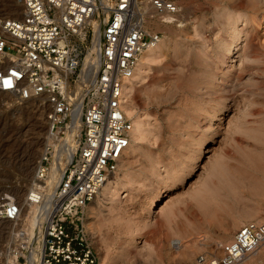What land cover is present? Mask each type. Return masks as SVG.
Masks as SVG:
<instances>
[{
    "label": "rangeland",
    "instance_id": "rangeland-1",
    "mask_svg": "<svg viewBox=\"0 0 264 264\" xmlns=\"http://www.w3.org/2000/svg\"><path fill=\"white\" fill-rule=\"evenodd\" d=\"M7 1L18 7L20 15L21 7ZM174 1L181 7L182 26L157 22L160 38L171 30L172 39L134 86L133 150L123 161L120 179L95 196L89 208L87 229L99 264H157L154 252L159 239L167 246L170 239L186 238L187 233L202 240L203 246L194 253L197 258L211 252L214 243L230 240L237 221L258 217L264 201V0ZM1 9V16L15 18ZM241 28L244 32L238 34ZM232 38L236 42L229 54L218 56L216 51ZM10 52L21 55L18 49ZM227 54L217 74L214 66ZM46 108L43 97L20 101L0 94V196L12 195L22 208L18 222L0 221L1 263L18 249L24 253L23 242L12 240L17 237L14 233H27V220L36 205H27L26 196L46 143ZM198 139L205 140L201 147L196 145ZM161 160L169 163V187L155 201L157 190L151 187L161 177L150 172ZM190 165L193 169L188 172ZM204 183L210 188H205L203 197L195 196ZM221 200L234 206L224 227H219L215 215L203 214L205 209L225 206ZM149 207L156 216L148 214ZM168 212L173 213L170 221ZM147 220L154 226L144 228ZM197 221L205 224L190 228ZM129 224L134 226L131 233ZM136 226L144 229L136 231ZM222 231L228 240L220 237ZM121 245H126L123 252ZM262 249L260 260L251 257L247 264H264ZM17 261L25 264L26 258L24 263ZM164 264L171 262L164 259Z\"/></svg>",
    "mask_w": 264,
    "mask_h": 264
},
{
    "label": "built area",
    "instance_id": "built-area-1",
    "mask_svg": "<svg viewBox=\"0 0 264 264\" xmlns=\"http://www.w3.org/2000/svg\"><path fill=\"white\" fill-rule=\"evenodd\" d=\"M14 1L20 16L0 15V92L43 97L47 107L46 143L26 196L44 217L37 264H99L86 219L129 144L123 81L161 37L150 22L180 25L181 7L174 0ZM21 211L12 195L0 196V221L16 223ZM263 242L264 222L247 221L196 264H244Z\"/></svg>",
    "mask_w": 264,
    "mask_h": 264
},
{
    "label": "bare ground",
    "instance_id": "bare-ground-1",
    "mask_svg": "<svg viewBox=\"0 0 264 264\" xmlns=\"http://www.w3.org/2000/svg\"><path fill=\"white\" fill-rule=\"evenodd\" d=\"M4 2V1H3ZM2 4H0V6L2 7V11H4V13L6 15H12V16H15V18L19 17V12H18V7H15L14 5H12V3H9L7 0H5V2ZM20 6V5H19ZM21 7V10H23L22 6ZM259 19V18H258ZM159 23V22H158ZM157 23V21H151L150 24L154 25V27L156 28V30H159L160 29V25ZM259 23V22H258ZM260 24V23H259ZM182 26V25H180ZM179 26V27H180ZM260 26V25H259ZM184 27L186 29H189L188 27H186L184 25ZM194 27V26H193ZM192 27V28H193ZM191 28V29H192ZM195 28H197V26H195ZM193 28V30L195 29ZM163 29V28H162ZM161 30V29H160ZM167 30V29H166ZM196 30V29H195ZM241 32H244V29L241 28L238 30V34H240ZM167 35H163L162 38L159 39V41L157 43H155L153 46H150L148 48H146L144 51H142V53L140 54L138 60H137V63H136V66H135V69H134V73H133V76L131 78H128V79H125L123 81V87H124V93L122 94V98H121V107L122 109L124 110L126 116L130 119L131 121V130H130V134H129V144L128 146L126 147L123 155L121 156L120 158V162L118 164V169L115 171V173H113L110 177H108V179L106 180V182L104 183V185H102L101 189L98 191L97 195H99L100 193H104L110 186H111V183H114L116 181H118V179H120L119 177H121L119 175V170L123 169L122 167L124 166L123 165V161L125 159L126 156H128L131 151L133 150V144H134V141L135 139L137 138L136 137V126H137V118L135 117V110H134V100H133V91H134V86L136 85L137 81L140 79L141 75L144 73L145 69L147 66L150 65V63H152V61L154 62L161 53L164 52L165 48L167 47V42L168 41H171L172 39V31L171 30H167L165 32ZM234 38V37H233ZM232 38V39H233ZM236 42L235 39H233V41L231 42H227L226 44H224L223 46H221L218 51V56L220 55H223L225 52H227L229 54V52L231 51V48L233 46V44ZM226 54V53H225ZM224 55L221 59H220V63L216 64L214 67H215V70H213L214 72H218V70L216 69H219L220 68V64H224L225 62H227V58H229V55ZM161 56V55H160ZM91 59L88 58V60L86 62H89ZM229 62V61H228ZM225 66V65H224ZM218 74V73H217ZM1 93H6V92H0ZM235 93V92H234ZM8 95H11L9 93H6ZM13 96V95H12ZM18 98V97H17ZM32 100V99H30ZM29 101V100H28ZM197 140V139H196ZM204 139H198V142L196 143V145L198 144L199 147H201L202 145H204ZM191 144V143H190ZM197 146V148H198ZM199 149V148H198ZM199 152V151H198ZM195 158V157H194ZM196 160V159H195ZM193 160V161H195ZM167 161V160H166ZM166 161L163 162V160H161V162H158V165L155 166L152 170H151V175H153L155 178H158L159 176L161 177V181L158 182V183H154V187H151V188H155L156 191V194H155V201L158 200V198L160 197V192L162 191V189H166L169 187V184L167 183V176L169 174V169L166 168L168 166L169 163H167ZM197 162V161H196ZM254 162V161H253ZM256 164V163H254ZM253 164V165H254ZM161 166H163L164 168L162 169ZM191 166V165H190ZM258 166V165H257ZM236 168V167H235ZM166 170V174L165 176H163L160 171H163V170ZM193 169V166H191V168L188 170V172H191ZM164 170V171H165ZM171 170V169H170ZM162 175V176H161ZM119 176V177H118ZM152 176V177H153ZM181 178V177H180ZM245 178V177H244ZM182 179V178H181ZM209 180V179H208ZM244 180V179H243ZM34 181V178H32L31 180V184L33 183ZM206 181V180H205ZM120 182V181H119ZM118 182V184H119ZM122 182V181H121ZM207 182H211V181H207ZM170 183V182H169ZM214 183V182H213ZM210 184V183H209ZM207 183H204V186H202V188H200V190H198L199 192L196 193L195 196H198V197H201L202 195V192L205 191L206 189H208V187L210 188L211 185H209ZM212 184V183H211ZM122 185V184H121ZM152 185V184H151ZM153 186V185H152ZM216 186V185H215ZM31 188V186H30ZM150 188V189H151ZM206 188V189H205ZM213 188V187H212ZM216 189V188H215ZM212 191V190H211ZM215 193V192H214ZM96 195V196H97ZM204 196V195H203ZM202 196V197H203ZM206 197V196H205ZM95 199V198H94ZM94 199L92 200V202L89 204L88 206V214H87V219H86V226L88 228V226L90 225V223H88V219H89V208L91 207V204L94 202ZM208 199V198H207ZM199 200V199H198ZM209 201V200H208ZM207 201V202H208ZM223 201V200H221ZM161 202V201H160ZM200 202V201H199ZM202 202V201H201ZM200 202V203H201ZM226 202V201H225ZM224 201L223 202H220L221 204L222 203H225ZM261 204L260 206L258 207V212L259 214H257L258 217H249V221H264V201H260ZM219 203V204H220ZM228 203V202H227ZM220 204V205H221ZM259 204V203H258ZM27 205H29V203L27 202ZM161 205V204H160ZM202 205V204H201ZM205 205V204H204ZM34 206V204H33ZM32 206V207H33ZM203 207V206H202ZM219 207V205H218ZM158 210H159V206L157 207ZM39 209H40V206L38 205H35L34 208H32V212L30 211L31 216L29 217V220L28 221V228H26L27 230V233L25 232H22L20 234L17 235V233H14L16 234L17 237H14L13 236V240L12 242L14 243H22L23 242V247L24 248H27L28 249V253L24 254L22 252H20V250H16L17 252L14 253V255L7 258L6 261H3L2 263L0 262V264H20L17 260H16V257H17V254H23L24 257L26 258V262L25 264H37V260H38V252H39V249H40V237H41V233H42V225H43V222H42V218L43 217V214L41 216H37V213L39 212ZM157 210V209H155ZM257 210V209H256ZM148 214H154V211L152 209H148ZM157 212V211H155ZM234 213V206H231L230 204L229 205H226L225 203V206L224 204H222L220 206V208H217L216 209H205V211L203 212V214L205 216L207 215H215V218H217V222H218V225L219 227H224L225 224H227L229 222V217L231 218L232 215ZM148 214H145V215H148ZM173 213H170L168 212L166 215V219L170 221V217L172 216ZM251 214V213H250ZM153 216V217H154ZM251 216V215H249ZM148 217V216H147ZM149 218V217H148ZM172 218V217H171ZM245 218V217H244ZM153 220V219H152ZM149 221V220H147ZM146 222V221H144ZM154 222V221H153ZM152 221H149L148 223L146 222L144 224V228L146 226H154L155 223H153ZM156 222V221H155ZM247 222V221H245ZM243 220H241L240 222L237 221V224L236 225H242L243 223H245ZM42 223V224H41ZM41 224V226H40ZM205 223L201 222V221H197L195 223H192L191 227L190 228H195V227H200L201 225H204ZM131 224L127 225V227L129 228V233H131L130 231H132V227L130 226ZM217 225V226H218ZM141 226V225H140ZM143 226V225H142ZM163 226V224H162ZM161 226V227H162ZM235 226V225H234ZM238 226V227H239ZM126 227V226H125ZM137 227V226H136ZM135 227V228H136ZM24 228V227H23ZM39 228V229H38ZM143 227H137L136 231H140L141 229H144ZM147 228V227H146ZM89 229V228H88ZM172 229V228H171ZM186 229V228H185ZM128 230V229H127ZM135 230V229H134ZM165 230V229H164ZM24 231V230H23ZM177 231V230H176ZM175 231V232H176ZM190 231H192V229H190ZM135 232V231H134ZM133 232V233H134ZM174 232V231H173ZM174 232V233H175ZM186 232V231H185ZM188 232V231H187ZM132 233V234H133ZM180 233V232H179ZM178 235V232L176 233ZM189 234L188 236H186V238H183L181 237V235L179 236L180 239L178 238H172L168 241V245L164 246V240L163 238L161 237L159 239L160 241V244L158 245V250H156V252H154L155 254V260H156V263L157 264H164V259H167L169 262H171V264H190V262H195L194 264H196V261H197V258L194 257V253H195V250L200 247V245L203 246L202 244V240H200L198 237H194L191 233H187ZM186 234V235H187ZM25 236V237H24ZM23 237V238H21ZM188 237V238H187ZM205 237V236H204ZM220 237L222 239H225V240H228V233L227 232H223L222 231V234L220 235ZM230 237V236H229ZM12 238V237H11ZM165 239V238H164ZM15 240V241H14ZM231 240V239H230ZM204 241V240H203ZM229 241V240H228ZM220 242V241H218ZM14 243V244H15ZM37 243V244H36ZM217 243V242H216ZM216 243H214V245H216ZM12 244V243H11ZM125 244V243H124ZM19 245V244H17ZM21 245V246H22ZM123 246V247H122ZM207 246V245H205ZM12 248V246H10ZM18 247V246H17ZM121 247L123 248L122 252L125 251V248H126V245H121ZM120 247V248H121ZM262 247H264V242L262 243L261 247L259 248V250L252 256V257H256L257 260H260V257L263 255V249ZM16 248V247H15ZM11 251V249H10ZM13 251V250H12ZM155 251V250H154ZM213 251V249H212ZM13 253V252H11ZM206 253V252H204ZM251 259V258H250ZM249 259V260H250ZM255 259V261H256ZM154 260V259H153ZM252 261V260H251ZM254 261V260H253ZM248 262V260H247ZM247 262L245 264H247ZM250 263V261H249Z\"/></svg>",
    "mask_w": 264,
    "mask_h": 264
}]
</instances>
